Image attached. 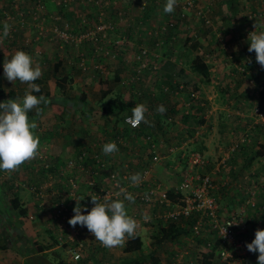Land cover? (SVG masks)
<instances>
[{
    "label": "rangeland",
    "instance_id": "rangeland-1",
    "mask_svg": "<svg viewBox=\"0 0 264 264\" xmlns=\"http://www.w3.org/2000/svg\"><path fill=\"white\" fill-rule=\"evenodd\" d=\"M1 1L2 0H0V2ZM31 1L32 0H27L26 4H24L23 1L20 0V4L23 7L28 6V4ZM46 1H50V0H46ZM75 1L76 0H74L72 2H75ZM183 1L184 0H177V4L181 3ZM218 1H219V3H218ZM165 2H166V0H139V3H136V2L134 3V8L128 10L123 5L122 0H105V4L100 3L99 6L98 5L95 6L96 8H94L95 4H94V0H93L92 2H90V4H92V5H90V4L85 5L84 9H79V10H81L80 12L84 13L85 15L87 14L89 19L94 18L95 9H99L102 12L103 18H105L107 16L115 15L116 18L113 20L115 21L117 28H118L120 25H125V24H123L127 21L125 19V15H129V18L131 20V15H130L131 11H133L135 17H137V18L140 15H142L141 14L142 13V11H141L142 7L140 6V4H141L143 7L151 8V10L153 11V12H151V14H154L155 18L152 20V25H150V24L147 25V24H142V23L141 24L137 23V25L143 26L140 29L150 30L151 34L153 36H150V37L146 36V35H144V37L139 36L135 41H133V45H132L131 49H129L128 46H126V48L122 51L123 54L121 56V59H119V61H121L119 63H114V62H118V61H115L114 59H109V60L113 61V63L108 62L107 59L104 61L102 60L103 73H102V78L99 76L98 80H94V78L90 77L91 75L97 76L95 74L96 72L91 73L87 70L85 72H82L78 68L74 67L75 65L72 61L70 63H68V61L73 59V57H70L69 59H67L65 61L61 60L63 62H58V63H55L52 65L53 72L57 73V77H56V79L53 78L50 81H48V84L53 86L52 90L56 89L58 91L55 93H52V95H50L49 97L44 96V97H46L48 102L46 104L42 103L41 106L39 105V108L41 110L39 114H37L35 109H33L32 111H30L28 113V115H29L30 119L35 120L37 123L36 132L39 133V135H42L43 137H45L43 139L41 136V138L39 140L45 141L47 136H49V133H56L55 135H57V136L63 135L62 138L66 139V142H64V143H61V141H62L61 140L58 142L56 141L54 143L53 142H51V143L47 142L48 144L43 143L40 146V149H42L41 147H44V149L47 151V155L49 156V159H51L53 157V159H54L53 163H56V159H59L60 162H63L65 159L68 158V156H74L77 153L76 152L77 150H75V149L79 148L81 146L83 148L88 146L90 150L94 149V147L92 145H93V143H96L97 138L102 139L105 137H110V136L115 134V132H112V134H109L107 131L110 129L113 120H114V124H118V119H122V117L124 115H131V108H133L135 106V103H141V102L144 103L147 101L148 96L146 94L140 96V95L135 93L134 86L139 87L138 83H136V84L134 83V84L130 85L129 81L126 79V78H129L131 68H134L136 65L134 55L136 53V56H137V54L139 52L138 47H142L143 50H145V48H146V51H150V54L154 53L155 56H159V57H157L158 59H170V61H174V58L176 59V55H180V57H181V59H183V61L181 64H174L173 63L174 72L175 71L177 72L180 70L184 71L185 69H186L185 71H188V69H189L188 63H189L190 59H192L193 57L191 54L192 51L186 46V44L184 43L183 40H179L177 42L174 41V43H173L174 45L169 46L171 57H169L165 52L162 53V47L164 46V44H162V40H165L166 38H168V34H167V32H165L163 30V24H159L157 22L158 21L159 22L164 21L163 6H164ZM195 3L201 7L206 6V5L213 6L214 10H212V13H213L212 16L217 17V15H215V11L218 9H220V12L222 15L223 14H228V15L231 14L227 10V7L225 6V0H195ZM9 4H10V0L6 6L0 3V5H3L1 8L7 9V11H10ZM177 4H176V6H177ZM7 6H8V8H7ZM62 6L63 5L59 6L61 8H59V10L57 11L58 13L57 12H52V13L48 12V14L51 16H62L61 15ZM110 6H112V8ZM69 8H67V9H69ZM244 8H245L244 4L241 7H238L239 12H237V16H236L240 20L239 22L243 23V24L245 22L243 18L245 17L247 19V16L245 14L246 11H244ZM184 11H186V12L184 13L185 14L184 19H182L183 20L182 29L186 28V25L184 23L191 24L194 20H196V17L194 18V16H193V11L191 13H190V10L189 11L184 10ZM90 13H92V17H90ZM243 14H245L244 17H243ZM0 18H1V15H0ZM231 18L233 19V15H231ZM0 21H1V19H0ZM218 22L219 21H217L216 23H218ZM39 24L41 25V22H39ZM51 24L52 23H50V25ZM44 25H45V22H44ZM28 27H32V26L28 25ZM151 27L153 28V30L151 29ZM253 27L254 26H251V27L248 26V28H253ZM120 32H121V30H120ZM252 32H254V31L251 29L250 32L247 34V37ZM27 33H28V31H27ZM34 34L35 33L33 32L31 35L30 34L29 35L32 37ZM120 34L125 38V40L128 39L124 31ZM113 35H119L117 33V30L114 34H112L110 36H113ZM140 38H143V39L141 41H138V39H140ZM32 41H33V39H32ZM46 41H47V39L38 40L36 42L33 41L35 43V45L28 43L26 46V48L28 50L23 49L24 52H26L32 56L33 62L38 63L42 69H44V67L47 66V64L43 63V57H41L43 55L42 54L43 51H41L42 49L40 47H41V45L45 44ZM47 43H49V41H47ZM90 44L92 45V49L89 52L92 53L93 52V43L90 42ZM99 44H101V43L99 42L96 45H99ZM36 46H40V47L35 48ZM48 47L51 50V52L52 51L55 52V49H54L55 46L54 45H50ZM236 48H237V46H236ZM35 50H39L40 53L36 52ZM44 51H46V49ZM82 52L84 54L88 53L90 56V53L88 51L83 50ZM192 53L195 55L194 52H192ZM229 53L232 54L233 50H230ZM60 54L64 55L65 53L60 52ZM196 55L198 56L199 54L197 53ZM148 58L149 57H147V61H149ZM98 59L101 60V57H99ZM91 62H92V59H91ZM91 62H89L88 64H90ZM58 64L59 65L63 64L62 66L64 67V69H62V70L59 69V71L55 72L56 71L55 66ZM158 65L159 66H157L156 71L158 70L162 74L166 73L167 70L169 69L168 67L162 69V63H160ZM65 70L68 73H70L69 75L67 74L69 80L63 79L61 77L63 75L62 74L63 71H65ZM236 72L240 73L236 69L234 72V75H236ZM87 74H90V76H88ZM114 74H118V76H120L122 80L119 82L115 81L113 79ZM74 77L78 78L79 81L77 83H75L74 85H72L71 86L72 88H70V90H68L67 85L71 84L72 78L74 79ZM65 80H67V81H65ZM173 80H175V78ZM104 81L108 82V87H109L110 93L103 100H101L100 93H99V90H97V87H100L101 85H103L101 83ZM5 82L11 83L8 80H6ZM17 82H18L17 88L19 87V92H17V94H16L15 92H13L11 90L14 94L5 95L4 97L0 96V101H5L6 98L8 100V99H14L15 97H23L28 85L26 83H21L18 80H17ZM145 82H148L147 78H145ZM60 85H62L67 90V92H68L67 95H63V93L61 92L62 89H60ZM199 86H203L204 90L206 88L210 87V85H208V87H207V85H205L203 83H200ZM128 87H130V89ZM210 89H212V88H210ZM252 89L254 91H257V89H255L253 87H251V88L249 87V89H247V90L249 91ZM155 91H156V89L154 88V90L152 92H155ZM117 93L122 94V100L124 102L128 101L130 106H129L127 111L122 112L119 115L115 114L112 119L110 117H107L105 119L100 113L92 112V113L87 114L86 112H82L81 114H79L80 115L79 119H78V114L76 115L77 120H75L74 117L68 118L69 122H70L68 124V121H66L64 119L65 116L61 119H58L53 113H50L49 109H48L50 104L62 105L64 103H66V105L69 104L70 106L72 104L76 105V104L80 103V105L84 104V105H86V107H88L90 105H94V106H98L101 104L105 105L106 101L109 98L115 97V95ZM227 93H228V95L224 96V99H226L225 103L228 102L229 98H231L230 97L231 92H227ZM203 94H204V96L201 99V101H203V103L206 104V109H204V112L200 115V117L205 122H204V124L198 126L199 127L198 130L191 129L192 126L189 125L192 123L191 120H188V122L187 121L182 122L183 125L188 124L186 127H179V128L175 127L174 124H172V122H174L173 121L174 117L170 116V119H169L170 121L169 120L168 121H169V123L172 124V126H170V127L168 126L167 128H164V134L163 135L158 131L157 135L154 134L156 137H154V135H153L152 138L154 140H156V142L158 144V149H160V151L163 152V149L165 147L170 148V147L174 146L177 149V147L183 145L184 142L189 139V137H187V136L194 137L193 141L190 142V144L192 145V148H194L200 152V154L202 155L201 157L204 160L206 159L207 164L205 165L206 168H204L203 166H202V168H197V169L193 168L191 170V172L193 174L194 173L195 174L200 173L202 175H208L211 178L212 182L214 181V183H215L217 181L216 182V185H217V184H220V183L226 181V180H224V179H226L225 178L226 176L224 175V172H223L222 173L223 177L219 178L218 174H215L214 171L217 168L218 164L221 162V159H223L224 157L227 158L228 152L232 151V149L234 148L235 142L233 140H231L232 136H230V133L228 132V134H227V131H229V130H227V128H225L224 131H222L220 129V127H222L220 124L217 127V132L215 131L214 134H212V131H209L208 129H206V123H207L206 121L208 119V115H210L208 112V110L210 109V105H209L208 97H206L205 93H203ZM255 95H257V94L255 93ZM66 96L69 97L67 102H64L63 100L61 102V99H63V97H66ZM162 97H164L162 93H159V94L155 93V95L152 97L154 99V101L150 105L151 109H148V111L146 113L147 120L148 119L149 120L155 119L156 113H158V112H156V107L158 105H160V99H162ZM173 102H174V99H171L170 104L168 102V105H171ZM184 102L185 101H183V104H184ZM144 104L147 105L146 103H144ZM246 107H247V113H248V115H250V117L246 116L245 120H246V118H252V107L253 106L247 105ZM69 109L71 110V108H69ZM186 111H188V110H186ZM59 114L65 115V112L60 110ZM68 114H71V111H70V113H67L66 115H68ZM59 117H61V116H59ZM219 120L222 121L221 117L219 118ZM233 120H234L233 115H231L230 121L229 120L228 121H229L230 125L234 127L236 124H235V121H233ZM192 124L194 125V123H192ZM251 125H253V121L248 124V126H251ZM55 126H58L57 130L55 129ZM106 126H108V127H106ZM245 131H246L245 129H242L241 134L245 133ZM170 132H171V136L169 135ZM182 135L186 136L187 139L185 138L186 140H184L183 137H181L180 140H178V141L174 140V137H178V136H182ZM263 137H264V130L262 129L258 134V138L262 139ZM159 138L163 139L164 144L161 142V139H159ZM238 138L234 139V140L239 141ZM258 141H259V139H258ZM160 143H162V144H160ZM166 145H169V146H166ZM191 145H189V146L185 145L186 146L185 150H187L189 147H191ZM137 146H140V145H137ZM255 146H252V150H254ZM65 147H68V148H65ZM139 148H140V150L142 149L141 147H139ZM139 148L135 147V149H132L131 151L125 150L122 153L119 150L116 153L107 155L108 158L113 162L112 168L118 169L124 163H127L131 169L138 171L144 165V164L142 165V163H143L142 160L137 159V157L139 156V152H140ZM97 149L99 151H101V146L97 145ZM87 152L90 153L89 150ZM193 152H196V151H193ZM101 153H103V152L101 151ZM144 155L148 156V153L145 152ZM36 157H37V155L34 158L25 161L24 163H22L20 166H18L14 170L0 171V221H1L0 222V235H3L5 240H6V238H8V237H6V234L11 232V228H5V225L3 223L4 219L7 216L9 217V216L14 215L13 210L11 209L10 203H9V198L12 195L10 192H12L14 190L15 183H17V185H19V183H22L21 179H22V181H25L26 183L29 181L34 182V179L32 178V176L34 174H32V173H35V171H36L35 170L36 166L33 165V163H35V164L37 163ZM237 159L238 160H236V165H235L236 168L235 169L240 171V172H238L236 174V177H234V179H232L231 181H232V185H234L236 183L237 184L240 183L241 184L240 187L243 188V187L247 186V184L242 183V181H241L242 176L247 175L248 174L247 172L250 171L251 168H254V167H252L253 164H255V166H257V167H262V168H263V165L256 159L253 161L252 165H251V163H252V161H251L249 164H245V166L243 168H241V166L244 164V161H245L243 159V155L239 156ZM143 161H147V160H143ZM160 161H161L160 163H164L163 162L164 159H162ZM25 163L26 164L29 163V168L33 169L32 172H30V170L25 167ZM250 165H251V167H250ZM168 169L169 168H167V171H168ZM255 172H260V170L257 171V168H255ZM105 173L106 172H103V173H101V175L104 176ZM175 174L177 176H179V177H177V179L175 177V180L177 181L176 184H177L182 180V174L183 173L180 170V171L174 173V175ZM71 175H72V172H68L66 174V177L71 176ZM147 177L149 179V176H147ZM230 177L231 176H229V178ZM251 177L252 176L248 175L246 177V180H249ZM78 178L79 179H85V177H83V176L78 177ZM97 179H98V181H100V184H102V185L107 184V181H105L106 179H100L99 176L97 177ZM233 180H235V183H233ZM58 182L60 183V186L57 185ZM43 184H44V188L45 187L50 188L51 186H53V188L60 189L62 192L64 191L66 193L67 187L65 189L63 188V187H65L66 182L63 181L62 179L58 180L55 176H53V178L50 180V183H48V181L46 179L43 182ZM237 188H234L233 190L230 189L229 192L235 194L237 192V190H236ZM19 190L20 191H18V192L20 193V195H22L23 199H26L25 201L23 200L24 201V203H23L24 207L32 206L33 202L36 203L34 205H37V201L41 207L47 208L50 204L51 200L49 197V191L48 192L45 191L44 196L42 198H36L31 192H29L25 188H20ZM87 190H88V188H86L83 185H80L79 190L77 191V195L79 197L83 196V200L86 202L88 200H90L86 197ZM242 192H245V191H242ZM245 193L243 195V200H241L240 193H236L237 197H235V199H227L226 198L225 201H227V207H229V206L230 207L228 209H226L225 211H222L220 215L223 216L224 214H228V213L233 212V211L237 212L241 207H243V206L245 207V205H243L244 200L246 198ZM257 197L259 198V195H257ZM138 208H139V206H134V204H132V208H129L130 212L128 214L129 215L134 214L135 211L138 210ZM40 210H45V208H42ZM155 210H157V209L151 208V209H146L145 211L151 212V211H155ZM33 220H35V219H33ZM50 220L54 221L55 219L52 218ZM9 225H12L10 227L14 226L13 223H9L8 226ZM152 233H154V229H152V230L148 229L147 231L141 232V237H142V241H143V248H142L140 253L136 252V253H132V254H126V253L122 252L123 246L117 247L115 249V252H117L118 255L113 254V256L111 258L114 260L112 262H110V264H120V261L125 256L136 257V258H141V259L144 258V260H143L144 264H152L148 258L149 252L154 250V248H152L150 246V241H151L150 235ZM91 237H92L91 240L94 242L95 237H93V236H91ZM179 239H180L179 244L177 242H174V243L169 242V243H167L168 245L167 244L161 245V246L155 248V255L157 256V258L159 260V264L163 263L162 260L164 259L166 253L171 255L175 249H177V248L180 249V247H183L184 249L189 248L190 250H192L194 248L192 246V244H193L192 241L189 239V236L185 237V235H183V237H180ZM92 241L90 243L89 250H91L92 246L94 247ZM45 257L49 261L53 262V260H52L53 256H49V254H48ZM107 260L111 261V259H107ZM54 262H55V260H54Z\"/></svg>",
    "mask_w": 264,
    "mask_h": 264
},
{
    "label": "built area",
    "instance_id": "built-area-1",
    "mask_svg": "<svg viewBox=\"0 0 264 264\" xmlns=\"http://www.w3.org/2000/svg\"><path fill=\"white\" fill-rule=\"evenodd\" d=\"M53 1L57 6H65L73 0ZM259 1L261 2L260 8L256 9L253 13H250L249 11L246 12L247 20H251L252 26H254L251 29L257 32H259V27L262 29L264 28V23L255 24L252 21L253 19L258 18L264 22V0ZM94 4L99 6L100 1L95 0ZM180 4L182 9L189 11V9L194 6V0H184ZM9 5L11 6V9L16 11V13L13 15L10 11H7V9H2L0 14V24L6 22L10 25V35H13V33L19 29L24 30V28H27V25L32 24V28L35 27L36 31L31 39L36 42L43 37L44 31L42 28V20L45 13H47L44 0H32L28 6L24 7L21 6L20 0H10ZM140 6L142 7L141 9L144 8L141 4ZM259 9L261 10L259 11ZM185 12L186 11L180 14V18L185 17ZM78 14L84 16L82 12H79ZM105 18H103L102 12L98 13L96 23L88 27L84 32H74L71 29V22L66 19L62 21L61 28L59 26L52 27V37L61 43L59 45L60 47L64 45L77 47L83 41L93 43V52L91 53L92 62L90 64L87 62L86 55L83 52L79 53L78 67L82 72H85L90 68L92 72L102 74V59H114L116 56V50H114V47L117 49V47L121 46L124 42L125 38L123 36H110L116 32L117 25L115 21H112L111 19L107 20ZM56 19H60V16H54V20ZM13 20L15 21L12 22ZM39 22H41V25ZM76 29H79V27H76ZM52 37H48V39L50 40ZM99 42L101 44L96 45ZM35 51L40 53L39 50ZM138 51L137 56L136 53L134 55L136 65H138L136 70L137 73L148 67V63L144 59L147 54L146 48L143 50L142 47H140ZM99 57H101V60L98 59ZM70 62L71 60L68 61V63ZM152 68L156 69L157 65H152ZM240 70L243 73V68H240ZM132 78L133 77L131 76L130 79ZM248 80L249 83L252 82V78ZM259 88L264 90V86L262 85H260ZM128 116L130 115H124L122 117V126L123 128L135 132L140 125L132 127L129 123H125V118ZM252 120L253 125L248 126V128H252L257 124H264V109L261 110L259 107H254L252 110ZM140 137L141 136H139V138ZM99 140H101L100 143H93L92 146L94 149L90 150L89 147H84V150H82L81 153L75 154L72 158L64 160V165L60 168L59 174L62 180L65 179L63 181L66 182V193L64 191L61 192L64 197L61 198V200L57 202L55 207L49 212L51 219L54 218V221L64 223L70 230V234L65 238V245L67 246V252L72 260L77 261L82 259L84 254H86L87 250L90 248V243L86 245V242L84 243V241L79 238L82 235L88 234L89 231L86 227L80 225L73 227L68 224L69 218L74 215L73 208L77 205V203H79L86 206V208L90 210L93 206L90 196L94 195L97 196L98 199H103L104 196H110L115 199L116 197L114 193L118 191L116 183L119 182L120 187L125 188L135 197V201L132 202L133 204L138 203L141 205L153 206L158 204L162 207V211L160 213L155 214V212H150L149 214H146L150 216V220L147 222L142 219L144 215L139 218L138 214H131V216L138 221L136 234H139L140 236L143 230L147 231V229H149V222L153 218L160 219L164 223H177L181 220L187 221L186 219L191 218L196 214L199 215V219L195 220V223L192 226V232L190 234L187 233L180 236H189L194 248L190 250L189 248L184 249L183 247H180V249H175L171 255L166 253L164 259L162 260V264H200L203 260V255L207 253L214 243L218 244L214 251V264H244V261L249 254L245 245L246 243H250L248 238L249 232H245L246 230H249V223L247 222L248 217L256 215L259 209L264 210V201H259L257 197V195L262 197V192H264V171L259 174L255 173L251 175L252 177L248 180L251 184H248L247 187L245 186L244 189L246 192V198L243 205H245V207H241L237 212L233 211L226 215L224 214L223 217L218 213V200L211 193V189L213 188L211 178L208 175H202L200 173L193 174L191 172L193 168H202V166L207 164L206 159L204 160L200 153L181 150L180 159L183 158L187 168L182 171V180L173 188L174 193L179 195V197L175 202H172L166 197L167 190L162 187L160 183L153 182L151 185L147 184V175L149 173L150 163H156L160 159L164 158V154L159 152L158 144L152 136L145 134L144 138H140V140L147 147L144 151L148 153V156L139 152L138 157H142L143 159L146 157L144 160H147V165L144 168H140L138 171L131 169L127 163H124L118 169H113V162L108 158V156L101 153V151L97 149V145L102 146L109 141H115L119 150L131 151L132 149H135V146L132 147L126 137L121 134H114L110 137H105ZM238 140L239 143L248 141L249 136L247 133H243L239 136ZM236 144L237 143H235L234 148H236ZM88 150L90 153L87 152ZM171 150L172 149H170V151ZM167 152H169V147L164 153ZM36 158L42 162L44 168L48 167L50 159L47 155V151H44L43 149L38 150ZM224 160L225 158L221 159L220 163H223ZM260 163L264 168V151L260 158ZM218 169L219 167L217 166L215 171H218ZM68 172H72V175L66 177ZM103 172H106L104 176L101 175ZM134 173H140L142 177L138 186L131 185L128 180V177ZM45 175L48 183H50L53 175L48 174L47 172ZM82 176L85 177V179L78 178ZM98 176L106 179L105 181H107V184H100L97 179ZM245 176L247 177L248 175ZM82 184L86 185L85 187L88 188L86 197L90 200L87 202L83 199L80 201L76 200L79 198L77 191ZM18 186L19 185L17 184L15 185L16 188ZM26 188L36 198H42L44 196L43 183ZM29 218L32 219L33 216H30ZM205 218L207 220H205ZM203 221H208L210 223L212 229L215 230V236H211V238L214 236L211 242L207 241L204 246L198 247L196 236L200 234L201 228H204V226H202L204 224ZM230 222L232 224H229ZM93 245L101 249L106 248L96 239H94Z\"/></svg>",
    "mask_w": 264,
    "mask_h": 264
},
{
    "label": "crops",
    "instance_id": "crops-1",
    "mask_svg": "<svg viewBox=\"0 0 264 264\" xmlns=\"http://www.w3.org/2000/svg\"><path fill=\"white\" fill-rule=\"evenodd\" d=\"M22 1L24 4H26L27 0H22ZM78 1L76 0L75 2H71L70 4L65 5V6L63 5L61 15L63 16V18L71 22V25L86 30V28L96 23L98 13H100L101 11L99 9H95L93 19H89L88 15L87 14L85 15L84 13H83L84 16H81L78 14L81 11L79 9H84L85 5L90 4V1L89 0H78ZM104 1L105 0H100V2H104ZM122 1H123V5L128 10L134 8L135 2L139 3V0L137 1L136 0L135 1L134 0H122ZM8 2L9 0H2L0 3L6 6ZM44 2L46 5L47 13H45L46 15L44 16L42 20V24H43L42 28L46 36H51L52 27L50 23H52V16L48 15V12L49 13L57 12L59 8L61 7L57 6L53 0H50V1L44 0ZM243 4L245 6L244 11L246 12L250 10L252 11L256 10L255 0H239V7H241ZM3 5H0V14L2 11L1 7ZM110 7L112 8V6ZM94 8L96 7L94 6ZM11 10L12 9L10 6V11ZM246 12L245 14H247ZM245 14H243V17ZM130 15H131V20L129 18V15H125V19L127 20L125 23H123L125 25H120L117 28V33L119 34L118 36L122 37L120 33L124 31L128 39L127 40L124 39V42L121 46H124V45L125 46L122 48V50H119V51L116 50L115 52L116 56L114 57V60L118 62H114V63L121 62L119 61V58L123 54L122 51L126 48V46H128V48L131 49L133 45V41L139 37V35L136 34L137 33L136 29L140 30V28H142L143 26L137 25L138 21H140V24L142 23V24L152 25V20L154 19V18H151L152 16L151 17L149 16L148 18H144L143 20H140V17L138 18L135 17L133 11H131ZM112 16L114 17V19L116 18L115 15H112ZM90 17H92V13H90ZM222 17L224 16L221 14L220 18L217 19V21L219 22L214 23L213 28L211 27V30L209 31L210 36L206 39V41H204V45L201 48H199L197 52L201 56V58H203L204 62L207 64L209 68L210 80L205 85H207V87L208 85H210V87L204 90L203 86H200L201 92L199 96H196V97L202 99L204 96L203 93H205L206 97H208L209 99L210 109L208 110V112L210 115H208V119L206 121L207 122L206 129H208L209 131H212V134H214L215 131L217 132V127L220 124L222 126L220 127V129L224 131V129L227 128V130H229L227 131V134L229 132L230 136H232L231 140H234L240 136L241 130L243 129L242 126L248 127V124L253 121L252 118H246L245 120L246 116L250 117V115H248L247 113L246 106L250 104L254 105L257 103L253 100V97L255 99V96H254L255 91L253 89L249 91L247 90L249 89V87L251 88V86L245 80L244 75L237 73V72H236V75H234V72L239 65L244 64L243 66L246 67L249 64L248 58L247 60H245V57L238 55L237 51L239 50L240 45L245 46V47L249 46L247 34L250 32L249 29L251 28H248L247 22H244L243 24L239 22L240 20H238L234 22L235 25L232 24L231 27H229L228 29L226 25L222 26V23H223ZM44 22H45V25H44ZM31 25L32 24H30V26ZM26 27H28V25ZM27 31L31 35L33 32L35 33L36 28L30 27L29 29L27 28L26 30L19 29L18 31L13 33V35L9 34V36L6 39L0 42V66H2V62L8 60L11 57V55L14 54L15 51L27 49L26 46L28 43L35 45V43L31 39V36L27 33ZM142 39L143 38H140L138 39V41ZM179 40H183V39H179ZM179 40L177 39L175 41L177 42ZM47 41L45 42V44L41 45V47L36 46L35 48L40 47L42 49L41 51H43L42 52L43 55L41 57H43V63L47 64V66H45L44 69L41 68L42 75L39 79L42 81L41 83L42 87L50 96L52 95V93H55L58 91L56 89L52 90L53 86L48 84V81H50L53 78L56 79L57 77V73L53 72L52 65L58 62H63L69 59L70 57L76 58L77 56H79V53H81L83 50L89 52L92 49V45L90 43H87L85 45H80L77 47H66L65 50L62 51V53H65V54L62 55L60 53L56 54L54 51L51 52V50L48 47L50 46V44H48ZM121 46H118V47H121ZM45 49L46 51H44ZM230 50H233L232 54L229 53ZM85 54H86L87 62L88 61L91 62V59H90L91 53H90V56L88 53H85ZM191 54L192 56L194 55L192 52ZM250 56L254 58L255 53L251 52ZM102 60H106V59L104 58ZM107 60L108 62L113 63V61L109 59ZM182 61L183 59H181L180 55H176V59L174 58V61L170 62V64H173V63L181 64ZM251 63L253 65L257 64L256 59H255V62L253 61ZM167 67L170 69L169 65ZM59 69L62 70L64 69V67L62 66ZM247 69H251V68H249L248 66ZM1 70L3 73V67H1ZM87 71L92 73L90 68L87 69ZM62 74L69 75L70 73H68L65 70L63 71ZM87 75L90 76V74H87ZM90 77L94 78L93 75H91ZM4 79L5 80H3L2 93L0 94V96L4 97L5 95L14 94L13 92L17 94V92H19V87L17 88L18 82L13 81L11 83H8V82L6 83L5 81L7 79L5 77ZM94 80L96 79L94 78ZM78 81H79L78 78L76 77H74V79L72 78L71 84L67 85L68 90H70V88H72L71 86L77 83ZM148 85H150L153 91L154 86H152L150 83ZM99 89L100 87H97V90ZM227 92H231L230 96L232 97H235L237 95L238 98L237 99L235 98L234 100H232V98H229L228 102L225 103L226 99H224V96L228 95ZM62 93L64 95L68 94V92H66L65 90L62 91ZM62 105H59V104H53L52 106L49 105L48 109H49V112L53 113L58 119H61L65 116L64 119L68 121V124L70 123L68 118L74 117L75 120H77L76 118L77 114H78V119H79L80 118L79 114H81L82 112L89 111V110L90 112L99 113L101 111L100 109L104 106V104H101L98 106L90 105L86 107V105L84 104L80 105V103L76 105L72 104L71 106L69 104L66 105V103ZM161 105H164V107L166 108V111L164 113L168 112L167 111L168 108L171 107L170 105L166 103H163ZM69 108H71V110ZM182 108H177V110H181ZM147 109H151V107L148 106ZM60 110L65 112V115L64 114L60 115L59 114ZM70 111H71V114L66 115L67 113H70ZM163 114L159 113L160 116H162ZM231 115H233V119H234L233 121H235V124H236L234 127L231 126L229 123ZM113 116L114 114L113 115L107 114V115H104L103 117L105 119L107 117H110L112 119ZM173 117H174V120H173L174 122H172V124H174L175 127H178V128L186 127L188 125V124H185V125L182 124L183 118L181 116V111H178L176 114L173 115ZM220 117L222 121L219 120ZM189 125L192 126L191 129H196V130L199 129L198 126L195 127L192 123ZM58 126H55L56 130ZM163 127L167 128L168 125H164ZM107 131L109 134H112V132H115V134H123V132L126 131V134H123V136L127 138L128 142H130L132 147L135 146L139 148L140 146H137V145H140V142L143 143L139 137L134 135V131H130L129 129L123 128L121 119H118V124H114V120H113L110 129ZM118 132H121V133H118ZM50 134L52 135L56 133H50ZM169 135L171 136V132ZM181 137H186V136L182 135V136L174 137V140L178 141L180 140ZM187 137H189V139L186 140L187 139L186 138L185 139L186 141L184 142V144L177 147V149L176 147L174 148V146H172L169 148V152L167 153H164V152L168 149V147H165L163 149V152H161L160 149H158L160 153L164 154V158H163L164 163H160L161 162L160 160L162 159H160L156 163H153V164L150 163L149 173L147 175L149 176L148 181L150 184H152L153 182H157V183H160L162 187H164L166 190H170V189L173 190L177 182L175 180V177L176 179L177 177H179L176 174L174 175V173L180 170L183 171L184 169L187 168L185 162L183 161V158L180 159L181 150L185 151L184 150L186 149L185 145H188V146L191 145L190 142H192L194 139V137H191V136H187ZM97 139H101V138H97ZM256 139H259L260 142H263L264 137L261 139V138H258L257 136ZM64 142H66V139H62L61 143H64ZM65 148H68V147H65ZM170 149L172 150L170 151ZM190 150H193L192 145L186 151H190ZM120 151L122 153L125 150H120ZM139 151L142 154L145 153L143 148L141 150L139 148ZM137 159H140L143 162V160L146 159V157H144V159L142 157H137ZM57 162H59L58 159H57ZM142 165L144 168L147 165V161H144ZM252 167L257 168V171L258 170L264 171V168L257 167L255 166V164H253ZM167 168H169L168 171H167ZM252 169L253 168H251V170ZM256 173H260V172H256ZM33 178H34V182H38L41 180V179L38 180L35 177ZM99 178L104 179L103 177H99ZM43 181L41 182L43 183ZM21 182L24 183L25 181H22L21 179ZM16 184L17 183H15V185ZM82 185L86 186L84 184ZM18 191L20 190L14 186V190L10 193L13 195L14 192H17L20 198L21 206L24 207L23 203L26 199H23L22 195H20ZM263 197H264V193L262 194V197L259 195L258 200L264 201V199H262ZM225 199L226 198L222 199L220 197V200H218V203H219L218 213L219 214H221L222 211H225L226 209L230 207V206L227 207V201H225ZM34 204L36 203L33 202L32 206L25 207L26 209L25 216L19 215L16 212H13L14 215L12 216H9V217L5 216L6 218L4 219L3 223L5 225V228H11V232L6 234V237H8L6 238V240L4 239L3 235H0V242H1L0 243V264H103V263L110 264V262L114 260L111 257L113 256V254H117V252H115V249L117 247L101 249L96 246L94 247L92 246L91 250H87L86 254H84V257L82 259L77 260V261L72 260L65 246V238L66 236L70 234L69 232L70 230L68 226L67 225L65 226L64 223H61L59 221H51L50 220L51 218L49 216V212H50L49 207L47 208L41 207L38 204V201H37V205H34ZM132 204L133 203H129V202L126 203L128 213L130 212L129 208H132ZM134 206H137V204H135ZM42 208H45V210H40ZM30 216H33V219L35 220L30 219L29 218ZM247 222L249 223L248 224L249 230H246L245 232L246 233L249 232L248 238H249V242H251L252 239L254 238L255 230L264 229V210L260 212L257 211L255 217L249 216ZM9 223H13L14 226L13 227H10L12 225L8 226ZM91 236H92L91 233L88 232V234L82 235L79 238L82 239L84 243L86 242V245H88L92 241ZM48 254L49 256H53L52 260L53 262L55 260L54 263L52 261H49L45 257ZM257 256H258V253L256 252H249L247 257L250 260V264H257ZM107 259H111V261H108Z\"/></svg>",
    "mask_w": 264,
    "mask_h": 264
},
{
    "label": "trees",
    "instance_id": "trees-1",
    "mask_svg": "<svg viewBox=\"0 0 264 264\" xmlns=\"http://www.w3.org/2000/svg\"><path fill=\"white\" fill-rule=\"evenodd\" d=\"M255 3H256V7H255L256 9L261 7V5H260L261 2L259 0H255ZM178 4H177V6H175L174 12H172L170 14H165L163 12L164 21H160V22L158 21L157 22L159 24H163V30L165 32H167V34H168V38H166L165 40H162V44H164V46L162 47V53L165 52L169 57H171L169 46H173L174 45L173 43L175 40L183 39L186 46L192 52H194L195 55L192 56L193 58L190 59V61L188 63L189 64L188 65V68H189L188 71L180 70V71L174 72L173 64H170V62H173V61H170V59H158L154 53L150 54V51H146L147 56H146V58L144 57L145 61L148 63L147 68L142 69L139 73L136 72L138 65H136L134 67L135 69L131 68L129 78H126V79L129 81L130 85H132L134 83L135 84L138 83L139 87L134 86L135 93L140 95V96L145 95V94L148 96L147 101L144 102L147 104V106H150L151 103L154 101V99L152 97L155 95V93H157V94L162 93L164 96V97H162V99H160V105L163 103H166V102H167L166 104H168V102L170 104L171 99H174V102L170 105L171 107L168 108V110H167L168 112L164 113L162 116H160L159 113H156L155 119H150V120L148 119L149 123L145 124L142 122L140 124L139 128L136 129L134 132V135H136L137 137L141 136L142 138H144L145 134H149V136L153 137L154 134L155 135L158 134V131L163 135L164 134V127L163 126L164 125L172 126V124L169 123L168 118L170 119V116H173L178 111H181V116L183 118L182 119L183 122H186V121L188 122V120H191L192 123H194L195 127L202 125L204 123V120L200 117V115L204 112V109H206V105H205V103H203V101H201L200 98H198L196 96H199V94L201 92L199 84L200 83L207 84L209 82L210 71H209L207 64L204 62L203 58H201L200 55L197 56L196 54L198 52V49L204 45V41H206V39L210 36L209 31L211 30V27L213 28L214 23H216L217 19L220 18L221 12H220V9H218L215 11V15H217V17L212 16V14H213L212 10H214L213 6L206 5V6L201 7V6H198L194 0V6L192 8H190L189 10H190V13L193 11V16H194V18L196 17V20H194L191 24L184 23L186 25V28L182 29V24H183L182 19H184V17L180 18V14L183 13L184 10L182 9L181 4L180 3H178ZM94 6H96V5H94ZM225 6L227 7V10L231 14L230 15L223 14L224 17H222L223 18L222 26L226 25L227 28L229 29V27H231V25L234 24L235 21L239 20L236 17L237 12H239V9H238L239 0H225ZM260 10L261 9H259V11ZM141 11H142V13H141L142 15L139 16L140 20H143L144 18H148L149 16L150 17L152 16L151 18H155L154 14H151V12H153L151 10V8L144 7ZM249 12L253 13V12H255V10H253V11L250 10ZM10 13L15 15L16 11L12 9L10 11ZM231 15H233V19L231 18ZM64 19L65 18H63V16H60V19L54 20V16H53L51 27L59 26L61 28L62 27V21ZM105 19H107V20L111 19L112 21H114L113 20L114 17L112 15L107 16ZM14 21L15 20H13L12 22H14ZM221 21H222V19H221ZM244 21L247 22L249 27L252 26L251 20H247L245 18ZM252 21L255 24H257V23L263 24L264 23L263 21L259 20L258 18L253 19ZM27 28H30V27H27ZM27 28H24V30H26ZM71 29L74 32H84L85 31L82 28L76 29V27L73 25H71ZM151 29L153 30V28H151ZM86 30H87V28H86ZM140 30L136 29V31H137L136 34L139 35L140 37H144V35L147 34L146 30L145 29H140ZM250 30L251 29H249V31ZM259 31H264V28L262 29L259 27ZM141 32H143V33H141ZM51 33H52L51 36H46L44 34L43 37L40 38L39 40H44V39H48V37H52L53 32L51 31ZM48 41H49L48 44L55 46L54 49H55L56 54H59L60 52L65 50L66 47H69L67 45L60 47L59 45L61 43L58 42L54 37H52ZM139 41H141V40H139ZM208 42H210V41H208ZM87 43H88V41H83L80 45H85ZM124 46L118 47L117 49H115L116 47H114V50H118V51L122 50V48ZM70 47H74V46H70ZM138 48H140V47H138ZM237 54L245 57V60H247V58H248V63H249L248 66H249V68H251V69H247L248 66L245 67V66H243L244 64H242V65H239L237 67V71L240 72L242 75H244L245 80L247 81V83L251 87L257 89V91H255V93L257 94V95H255V99L253 97V100L256 101L257 103L254 105L250 104L253 106L252 110L254 107H259L261 110H263L264 109V90L260 89L259 86L260 85L264 86V68H262L258 62L255 65H253L251 63L253 61L255 62V57L253 58L252 56H250L251 52L248 51V47L240 45L239 50L237 51ZM147 57H149L148 58L149 61H147ZM119 59H121V57ZM71 61L74 63L75 67H77L79 70H81L78 67L79 56L71 59ZM160 63H162V69L166 68L168 65L170 66V69H168L167 72L164 74H162L158 70L156 71V69L152 68V65L156 64L157 66H159L158 64H160ZM61 67H62V65H59V64L56 65L55 66V68H56L55 72L59 71V68H61ZM240 68H243V73L241 72ZM95 74L98 76L97 77V76L93 75V77L96 80L99 79V76L102 78V74H98V73H95ZM131 76L133 77L132 79H130ZM61 77L63 79H68L67 74H63ZM145 78H147L148 82L152 86H154V88L156 89L155 92L151 91L152 89H151L150 85H148L149 83L145 82ZM174 78H175V81H173ZM250 78H252L251 83H249V80H248ZM113 79L117 82L122 80L121 77L118 76V74H114ZM3 80H4V75L2 73L1 66H0V94L2 93ZM65 81H67V80H65ZM34 83H36L40 86V92L34 93L35 95H37V96L43 95V96L49 97V94L42 87V85H41L42 81L40 79L34 81ZM101 84H103V85L100 86L99 93H100L101 100H103L110 92H109V87H108L107 81H104ZM128 88L130 89V87H128ZM60 89H62V91L65 90L67 92V90L64 89V87L62 85H60ZM26 90H29L28 86H27ZM65 95H67V94H65ZM230 97L232 98V100H234L235 98L236 99L238 98L237 95L235 97H232V96H230ZM68 99H69L68 96L63 97V99H61V102H62V100L64 102H67ZM183 101H185L184 104H183ZM50 105L52 106L53 104H50ZM129 106L130 105H129L128 101L124 102L122 100V94L117 93L115 95V97L109 98L106 101V104L100 109L101 111L99 113L103 116L107 115V114L119 115L120 113L127 111ZM177 108H182V109L177 110ZM186 110H188V111H186ZM86 113L89 114L92 112H90V110H89V111H86ZM242 127H243V129L246 130L245 133H247V135L249 136V140L243 141L241 143H239L236 140H233L235 143H237L236 148H234L232 151L228 152V156H227V158H225L223 163L218 164V167H219L218 171H214L215 174H218L219 178L223 177V174H222L223 172H224V175L226 176L225 177L226 179H224L226 181H224L223 183L216 185L217 181L215 183H214V181L212 182L213 188L211 189V193L217 198V200H220V197L222 199H224V198L235 199V197H237L236 193H240L241 200H243V195L245 192H242V191H244L245 187H243V188L240 187L241 186L240 183L239 184L236 183V184L232 185V181H231L232 179H234V177H236V174L238 172H240V171L235 169L236 168L235 167L236 160H238L237 158L239 156L243 155V159L245 160V161L243 160L244 164L241 166V168H243L245 166V164H249L251 161H252V163H251V165H252L253 161L256 159L260 162V158L263 155L264 140H263V142H260V141H258V139H256V137L258 136L259 132L262 129L264 130V124H257L255 127H252V128H248L247 126H245V127L242 126ZM118 133H121V132H118ZM37 134H38L39 139H40L42 135H39V133H37ZM123 134H126V131H124ZM123 134H121V135H123ZM155 135H154V137H156ZM62 137L63 136H57L55 134L51 135L49 133V136H47L45 141L40 140L39 150H41L40 146L43 143L48 144L47 142H49V143H51V142L54 143L55 141L58 142V141H61L63 139ZM42 138L44 139L45 137L42 136ZM183 138L185 140L186 137H183ZM159 139H161V138H159ZM100 141L101 140L98 139L96 142L100 143ZM161 142L164 144L163 139H161ZM162 143H160V144H162ZM166 146H169V145H166ZM252 146H255L254 150H252ZM87 147L88 146H86V148ZM140 147L143 148L144 150L147 148L144 145V143H141V142H140ZM41 148L44 151H46L44 149V147H41ZM75 150H77L76 154H79L84 149L81 146L79 148H76ZM190 151H196V152L200 153L199 151H197L194 148H193V150H190ZM190 151H186V152H190ZM72 157L73 156H68V158H72ZM53 160L54 159L52 157L50 159V163H49L47 168H44L42 165V162L39 160L36 161L37 162L36 164L33 163V165L36 166V168H35L36 171H35L34 175L32 176V178L35 177L36 179H38V180L41 179V180L38 182L29 181L27 183H25V182L19 183V186L17 188L18 189H20V188L27 189L26 187L35 186V185H38V183H42L41 181L47 179L44 175L46 172L48 174L55 176L58 180L61 179V176L59 174V170L61 167H63L64 161L62 163L58 159L59 162H57V159H56V163H53ZM143 163H144V161H143ZM251 165H250V167H251ZM25 167L27 169H29L30 172L33 171V169L29 168V163H27V164L25 163ZM203 167L206 168L205 165ZM251 171L250 172L248 171L247 175L251 176V175L256 173L255 168H253ZM260 172H262V171H260ZM229 176H231V177L229 178ZM63 180H65V179H63ZM241 181L243 184H247V185L251 184V183H249L248 180H246L245 175L242 176ZM58 183H57V185L60 186V183L59 184ZM233 183H235V180H233ZM147 184L151 185L149 182H147ZM148 185H146V186H148ZM63 188L65 189V187H63ZM234 188H237L236 189L237 192L235 194L229 192L230 189L233 190ZM45 191H47V192L49 191V197H50L51 203L48 207H49V211H51L55 207V204L57 202H59L61 200V198L64 197V195L61 194L62 191L60 189L53 188V186H51L50 188L45 187L43 192L45 193ZM263 193L264 192H262V194ZM166 197L170 201L175 202L176 199L179 197V195L175 194L174 191L170 189V190L166 191ZM262 199H264V197ZM9 203H10V207L13 210V212H16L17 214L23 215V216L26 215V209H25V207L21 206L20 198H19L17 192H14L13 195L10 197ZM137 206H139V208H138V210L135 211V214H138L139 218L142 215H146V214L150 213L149 211L148 212L145 211L146 209L156 208L157 210L151 211V213L155 212V214L160 213L162 211V207L158 204L153 206V205H141V204L137 203ZM260 211H262V209H259V212ZM252 217H255V215H253ZM197 219H199L198 214L194 215L191 218L186 219L187 221L181 220L180 222H177V223H174V222L164 223L160 219L153 218L149 222V226H148V228L150 230L154 229V233L151 234V241H150V246L152 248H154V250L149 252V256H148L149 261L152 264H159V260H158L157 256L155 255V248H157L161 245H166L169 242H173V243L177 242L178 237L181 234H187V233L190 234L192 232V226L195 223V220H197ZM205 220H207V219L205 218ZM203 223L204 224L202 226H204V228H201L200 234L196 236L198 247L204 246L207 241L211 242V240L214 237L213 236L211 238V236L215 235L214 234L215 230L212 229L210 223L208 221H203ZM143 231H145V230H143ZM217 245H218L217 243H214V245L207 251V253H205L203 255V260L200 264H213L214 263V261H213V260H215L214 251H215V248L217 247ZM66 248H67V246H66ZM142 248H143L142 237L139 234H135V236L133 238H129L124 243V245L122 247V252H124L126 254H132V253H136V252L140 253ZM143 260H144V258L141 259V258H136V257L125 256L120 261V264H144ZM244 264H250V260L248 259V257L245 259Z\"/></svg>",
    "mask_w": 264,
    "mask_h": 264
},
{
    "label": "clouds",
    "instance_id": "clouds-1",
    "mask_svg": "<svg viewBox=\"0 0 264 264\" xmlns=\"http://www.w3.org/2000/svg\"><path fill=\"white\" fill-rule=\"evenodd\" d=\"M100 3L105 4V1ZM176 4L177 0H166L163 12L165 14L174 12ZM146 32V36H153L150 30ZM9 33L10 25L6 22L0 24V42L6 39ZM248 41V51L255 52L256 61L264 68V31L250 33ZM2 67L3 75L8 81L18 80L26 83L29 89L25 91L23 97L0 101V171H11L38 155L40 140L36 132L37 123L29 118L28 113L35 109L39 114L41 110L38 106L48 101L43 95L34 94L40 92V86L34 81L41 77L42 69L38 63L33 62L30 54L17 50L8 60L2 62ZM147 111V106L143 102L135 103L131 115L125 118V123L132 127H137L142 122L149 123L146 118ZM156 111L163 114L166 108L164 105H158ZM101 151L107 156L118 152L119 148L115 141H109L101 146ZM128 180L131 185L138 186L142 177L140 173H134ZM116 187L118 191L114 193L115 199L110 196H104L103 199H98L95 195L90 196L93 205L91 209L88 210L86 206L77 203L73 208L74 215L68 220L70 226L86 227L106 248L122 247L126 239L135 236L138 227V221L128 214L126 206V202H134L135 197L120 187L119 182L116 183ZM81 199L83 196L76 200ZM142 219L147 222L150 216L144 215ZM245 247L249 252L258 253L257 264H264V229L255 230L254 238L250 243H246Z\"/></svg>",
    "mask_w": 264,
    "mask_h": 264
}]
</instances>
